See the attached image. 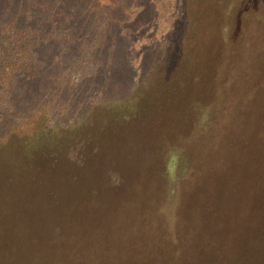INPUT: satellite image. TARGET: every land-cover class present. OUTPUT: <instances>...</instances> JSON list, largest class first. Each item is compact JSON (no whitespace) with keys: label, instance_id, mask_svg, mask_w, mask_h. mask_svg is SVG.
Listing matches in <instances>:
<instances>
[{"label":"rangeland","instance_id":"rangeland-1","mask_svg":"<svg viewBox=\"0 0 264 264\" xmlns=\"http://www.w3.org/2000/svg\"><path fill=\"white\" fill-rule=\"evenodd\" d=\"M67 226L76 264H264V0H0V237Z\"/></svg>","mask_w":264,"mask_h":264},{"label":"trees","instance_id":"trees-1","mask_svg":"<svg viewBox=\"0 0 264 264\" xmlns=\"http://www.w3.org/2000/svg\"><path fill=\"white\" fill-rule=\"evenodd\" d=\"M25 125H28V129H25V142L22 151L25 157H30L37 150L39 144L43 141L42 127L39 125L38 121L33 118L26 119ZM24 126V125H23ZM73 227L67 226L64 229L59 228V235L46 237L47 239H39L40 243H44L41 250H45L50 253L42 256L44 262H39L40 252H35L31 247V237L24 239L23 241L19 239L18 243H9L10 240L7 237H0V264H76V257L81 253V247L79 251H75L73 245H69V231ZM61 229V230H60ZM8 235V234H5ZM46 241V242H45ZM47 243V244H46ZM79 264H85L84 260Z\"/></svg>","mask_w":264,"mask_h":264}]
</instances>
